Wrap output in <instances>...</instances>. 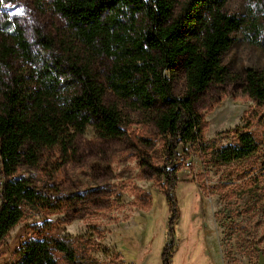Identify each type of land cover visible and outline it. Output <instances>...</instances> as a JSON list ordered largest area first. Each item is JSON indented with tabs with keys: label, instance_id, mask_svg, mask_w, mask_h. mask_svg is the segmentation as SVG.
<instances>
[{
	"label": "rangeland",
	"instance_id": "obj_1",
	"mask_svg": "<svg viewBox=\"0 0 264 264\" xmlns=\"http://www.w3.org/2000/svg\"><path fill=\"white\" fill-rule=\"evenodd\" d=\"M173 1L178 12L184 0ZM223 9L242 18L245 27L233 32L221 56L223 82L209 84L192 102L206 126L202 148L193 146L177 171L174 205L169 206L158 177L163 138L155 121L164 104L133 108L106 88L104 102L115 104L125 123L132 120L136 143L99 135L91 118L66 152L58 145L43 147L34 165L19 166L17 173L30 176L39 202L0 243V264H20L27 240L52 235L70 241L82 264H161L165 243H171V264H264V100L249 96L245 82L246 69L264 67V0H226ZM5 17L21 28L32 57H13L4 78L21 74L28 90L47 68L61 72L54 92L69 85L64 64H56L63 61L59 33L65 21L49 2L2 0L0 28ZM47 34L56 40L52 50L40 45ZM109 65L108 57L92 63L104 84ZM165 75L172 93L181 96L186 87L182 56ZM2 87L0 81V106ZM236 128L250 133L257 147L223 162L214 152L238 144ZM49 245L58 264H66Z\"/></svg>",
	"mask_w": 264,
	"mask_h": 264
},
{
	"label": "trees",
	"instance_id": "obj_2",
	"mask_svg": "<svg viewBox=\"0 0 264 264\" xmlns=\"http://www.w3.org/2000/svg\"><path fill=\"white\" fill-rule=\"evenodd\" d=\"M38 1V0H37ZM65 21L59 33L69 85L59 93V73L42 70L35 88L24 89L21 74L4 78L12 58L29 61L30 44L23 31L8 18L0 28V243L30 209L36 208L39 192L29 175L17 173L21 165L32 166L43 147L58 145L62 152L73 146L75 136L94 118L101 136H125L135 144L132 120H124L113 103L103 100L106 88L133 108L148 109L164 104L156 119L163 138L158 177L169 206L178 182L177 171L190 150L202 148L206 123L193 100L209 84L221 83L225 67L222 54L233 42V32L245 27L244 20L223 9L226 0H184L174 12L173 0H47ZM139 17L142 22H139ZM56 40L44 35L40 45L52 50ZM182 56L185 91L172 93L165 75ZM110 58L105 84L96 78L92 63ZM60 68V66H57ZM246 91L256 101L264 100V67L246 69ZM54 92V93H53ZM238 144L214 152L223 162L253 152L252 135L235 129ZM181 147V152L178 151ZM264 157V149L262 151ZM173 209L172 217H175ZM49 244L66 264H82L71 242L51 236L29 239L20 248V264H58ZM171 243L160 252L161 264H171Z\"/></svg>",
	"mask_w": 264,
	"mask_h": 264
},
{
	"label": "water",
	"instance_id": "obj_3",
	"mask_svg": "<svg viewBox=\"0 0 264 264\" xmlns=\"http://www.w3.org/2000/svg\"><path fill=\"white\" fill-rule=\"evenodd\" d=\"M263 262V259L261 256H259V263H262Z\"/></svg>",
	"mask_w": 264,
	"mask_h": 264
},
{
	"label": "snow or ice",
	"instance_id": "obj_4",
	"mask_svg": "<svg viewBox=\"0 0 264 264\" xmlns=\"http://www.w3.org/2000/svg\"><path fill=\"white\" fill-rule=\"evenodd\" d=\"M0 3H2V0H0Z\"/></svg>",
	"mask_w": 264,
	"mask_h": 264
}]
</instances>
